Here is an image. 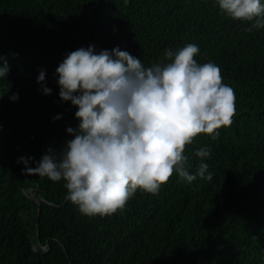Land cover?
Returning <instances> with one entry per match:
<instances>
[{"label": "trees", "instance_id": "16d2710c", "mask_svg": "<svg viewBox=\"0 0 264 264\" xmlns=\"http://www.w3.org/2000/svg\"><path fill=\"white\" fill-rule=\"evenodd\" d=\"M251 23L217 0H0V55L11 65L0 79V264H264V28L248 31ZM188 43L236 96L219 139L200 133L185 147L195 171L196 148L211 146L212 180L189 184L174 171L158 194L138 189L123 210L88 216L63 180L21 171L19 156L39 160L78 124L54 75L66 53L119 46L150 66Z\"/></svg>", "mask_w": 264, "mask_h": 264}, {"label": "clouds", "instance_id": "9594fccd", "mask_svg": "<svg viewBox=\"0 0 264 264\" xmlns=\"http://www.w3.org/2000/svg\"><path fill=\"white\" fill-rule=\"evenodd\" d=\"M217 2L222 13L252 22L248 31L264 28L262 0ZM165 53L170 62L150 66L119 46L97 50L93 44L66 53L54 75L59 98L76 108L78 124L66 128L71 138L59 148L49 146L39 160L19 156L21 171L63 180L66 198L88 216L123 210L138 189L158 194L174 171L189 184L198 177L212 180L205 162L211 146L196 148L200 164L195 171L185 147L200 133L218 140V129L233 124L234 89L222 82L217 64L198 62L197 44ZM10 72L7 56L0 55V79ZM37 83L43 94L53 93L46 69ZM19 98L18 92L10 96Z\"/></svg>", "mask_w": 264, "mask_h": 264}, {"label": "water", "instance_id": "95a60500", "mask_svg": "<svg viewBox=\"0 0 264 264\" xmlns=\"http://www.w3.org/2000/svg\"><path fill=\"white\" fill-rule=\"evenodd\" d=\"M42 200H45V198H40V199L37 201L38 204H39V207H38V210H39L38 215L40 214V206H41V202H42ZM37 234L39 235V229H37ZM38 244H39V245L42 244V243H41V240H40L39 237H38Z\"/></svg>", "mask_w": 264, "mask_h": 264}]
</instances>
